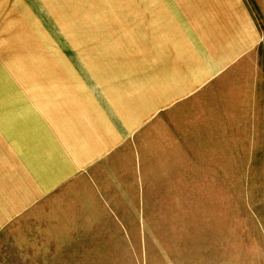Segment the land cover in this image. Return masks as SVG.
<instances>
[{
  "label": "rangeland",
  "instance_id": "1",
  "mask_svg": "<svg viewBox=\"0 0 264 264\" xmlns=\"http://www.w3.org/2000/svg\"><path fill=\"white\" fill-rule=\"evenodd\" d=\"M209 4L224 14L223 47L210 52L193 26L195 69L209 59L216 71L177 167L132 176L109 199L44 202L0 234V264H264V0H0V68L45 85L47 46L79 24L89 37L121 8L172 5L194 20L201 10L184 7Z\"/></svg>",
  "mask_w": 264,
  "mask_h": 264
},
{
  "label": "crops",
  "instance_id": "2",
  "mask_svg": "<svg viewBox=\"0 0 264 264\" xmlns=\"http://www.w3.org/2000/svg\"><path fill=\"white\" fill-rule=\"evenodd\" d=\"M184 8L202 14L134 6L89 37L75 26L47 46L45 85H16L0 68V234L44 202L109 199L132 176L177 167L193 143L195 94L216 71L209 59L195 69L193 26L213 54L225 36L212 4Z\"/></svg>",
  "mask_w": 264,
  "mask_h": 264
}]
</instances>
